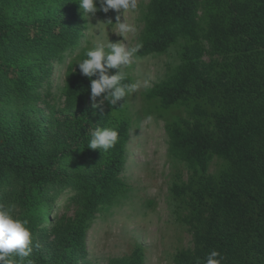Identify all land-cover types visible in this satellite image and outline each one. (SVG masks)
Here are the masks:
<instances>
[{"label":"trees","instance_id":"trees-1","mask_svg":"<svg viewBox=\"0 0 264 264\" xmlns=\"http://www.w3.org/2000/svg\"><path fill=\"white\" fill-rule=\"evenodd\" d=\"M143 18L135 55L174 51L165 77L143 96L188 171L171 186L176 220L192 234L175 263L203 264L217 250L222 264H264V0H150ZM85 21L77 0H0V76L11 85L0 90V203L28 222L34 264H75L98 214L128 188L129 95L115 107L91 103L90 80L76 65L87 50ZM79 48L65 68V107L47 146L46 124L34 115L52 94L58 62ZM97 125L119 133L108 152L87 147ZM50 234L53 258L37 241ZM144 257L139 246L114 264Z\"/></svg>","mask_w":264,"mask_h":264},{"label":"rangeland","instance_id":"rangeland-1","mask_svg":"<svg viewBox=\"0 0 264 264\" xmlns=\"http://www.w3.org/2000/svg\"><path fill=\"white\" fill-rule=\"evenodd\" d=\"M150 0H138V8L129 13V22L136 26V32L129 34L126 43L136 47L144 28V13ZM117 12H97L94 16L84 15L86 21L81 32L85 33L82 46L86 49L96 43L108 41L118 42L123 38L112 33L109 20L115 23ZM80 51L58 62L60 71L53 78L52 94L43 96L38 103V117L46 124L49 132L47 146L54 141L57 131L54 122L65 107V95L62 92L65 68L68 62ZM170 51L167 54L136 56L131 66L124 71L135 81L150 80V86L165 77L167 63L173 59ZM208 54L205 59H208ZM79 61V59L77 60ZM57 69V64L49 66L47 74ZM11 88L9 82L0 76V90ZM148 87L141 86L138 91L129 95L133 129L126 150L125 170L122 178L128 184L127 191L111 206L98 214L88 234L87 252L77 257L75 264H114L118 259L131 256L137 247H142L145 254L144 264H176L174 257L178 250L192 245V234L189 229L180 224L175 217V202L171 186L174 175L181 171L187 179L188 171L184 162L175 159L170 154V138L167 134L165 121L152 117L146 123L144 92ZM102 97L92 104H101ZM12 112V111H11ZM2 113V111H0ZM0 114V130H1ZM1 133V132H0ZM215 169V167H212ZM58 203V202H57ZM64 212L63 203L57 205L53 216L59 217ZM13 214L18 218V209L13 208ZM42 253L47 258L56 255V235L37 237Z\"/></svg>","mask_w":264,"mask_h":264},{"label":"clouds","instance_id":"clouds-1","mask_svg":"<svg viewBox=\"0 0 264 264\" xmlns=\"http://www.w3.org/2000/svg\"><path fill=\"white\" fill-rule=\"evenodd\" d=\"M82 13L86 16L95 15L99 11L108 13L110 10L118 14L115 23L109 20L112 33L123 39L118 42L108 41L107 44L98 42L94 47L87 49L82 60L76 65L80 72L90 80L91 99L93 102L98 97L103 104L107 101L112 107L120 105L125 98L138 91V89L150 86V80L126 82L128 75L124 71L134 62L136 47H129L126 43L129 34L136 32V26L129 22V13L138 8V0H77ZM112 69H117L113 74ZM94 107H99L95 104ZM152 117H146L145 122L150 123ZM89 148L99 149L103 153L114 148L119 142V133L112 127L96 126L90 131ZM26 220H21L13 214V210L0 203V264H24L25 260L33 253V234L27 226ZM39 245H36L38 247ZM19 258L17 260L16 258ZM223 257L217 250L210 251L203 264H222ZM27 264H34L27 259ZM197 264H201L197 260Z\"/></svg>","mask_w":264,"mask_h":264}]
</instances>
